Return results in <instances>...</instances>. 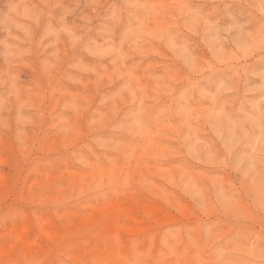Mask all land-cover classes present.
Listing matches in <instances>:
<instances>
[{
  "label": "clouds",
  "instance_id": "1",
  "mask_svg": "<svg viewBox=\"0 0 264 264\" xmlns=\"http://www.w3.org/2000/svg\"><path fill=\"white\" fill-rule=\"evenodd\" d=\"M0 33V164L12 154L18 202L65 219L130 201L139 217L79 264H264V55L249 62L264 53V0H0ZM87 231L0 264H72L54 249Z\"/></svg>",
  "mask_w": 264,
  "mask_h": 264
},
{
  "label": "rangeland",
  "instance_id": "2",
  "mask_svg": "<svg viewBox=\"0 0 264 264\" xmlns=\"http://www.w3.org/2000/svg\"><path fill=\"white\" fill-rule=\"evenodd\" d=\"M35 2V0H33ZM72 5H68L71 7ZM37 7H44L42 4H37ZM50 7V6H49ZM83 5H81V8ZM80 9L72 16H68L66 21L72 23L74 20L76 23H80L78 19ZM61 15V9L56 8L52 12L53 17H59ZM48 18H44L41 21V25L35 32V39L43 35L45 28L48 24ZM227 23L228 21H223ZM51 23L53 27H58L57 19H52ZM4 35L0 33V36ZM89 35H94L90 33ZM45 40L44 43L50 42ZM54 51L49 48L45 50L44 55ZM76 55H83L82 53H75ZM73 53H70L71 57ZM264 53H256L255 56L249 61L255 63L256 57L262 56ZM43 59V56L40 57ZM85 60L92 62L90 57L85 56ZM107 63V61H104ZM257 68L264 66V63H255ZM110 67V66H109ZM34 73L28 69L21 71V79L25 82H29L33 79ZM72 91L78 89L74 86L68 85ZM113 89H104V93H110ZM29 113L25 112V115ZM15 112L13 111V116ZM4 157L7 162L0 164V175L7 178L9 182L10 195L7 199L0 202V251L9 252L14 247L23 245L26 248L37 250L40 252L46 251L47 247L60 239V236H66L68 233H72L77 229H89L80 235H74L62 240L56 250H67L72 260V264H79L80 257L85 252H95L97 254H103L111 245L109 235L113 230L123 232V237L127 239L126 233H132L140 230L139 217L134 215L132 204L130 201H113L101 205H93L88 208L72 209V215L63 219V217L56 218L51 215L50 210L37 207L22 205L18 202L19 194L21 191V182L19 181L18 170L15 165V160L11 153L5 152ZM22 208L25 215L20 216L16 210ZM177 211L183 216L186 211L180 207ZM123 215L127 217L131 222L127 225H123L119 228H114L117 215ZM170 220H175V217H170ZM19 242V243H18Z\"/></svg>",
  "mask_w": 264,
  "mask_h": 264
}]
</instances>
